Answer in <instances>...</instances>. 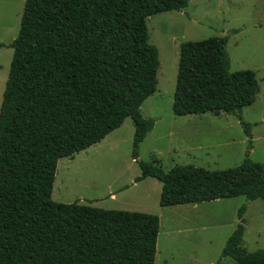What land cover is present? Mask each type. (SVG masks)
Returning <instances> with one entry per match:
<instances>
[{"label": "trees", "instance_id": "1", "mask_svg": "<svg viewBox=\"0 0 264 264\" xmlns=\"http://www.w3.org/2000/svg\"><path fill=\"white\" fill-rule=\"evenodd\" d=\"M187 4L25 0L17 37L0 43L13 49L0 104V264H154L156 214L51 199L58 160L99 142L128 117L140 169L133 182H161V206L264 198V165L248 156L225 169L186 164L168 171L138 158L154 126L140 107L156 90L159 65L146 18ZM226 43V35L180 43L172 112L236 115L251 145L252 125L241 112L255 101L258 81L253 70L230 71ZM246 208L239 207L220 256L264 264V248L242 245Z\"/></svg>", "mask_w": 264, "mask_h": 264}, {"label": "rangeland", "instance_id": "2", "mask_svg": "<svg viewBox=\"0 0 264 264\" xmlns=\"http://www.w3.org/2000/svg\"><path fill=\"white\" fill-rule=\"evenodd\" d=\"M24 2L0 0V43L9 44L17 37ZM146 27L148 42L157 48L159 65L156 90L140 107L142 116L153 119L154 126L140 143L138 158L155 162L164 171L186 164L225 169L239 165L246 156L264 165V0H188L182 10L150 15ZM225 35L230 71L253 70L258 81L255 101L241 112L242 120L252 125L251 145L236 115L178 116L172 112L180 43ZM12 54L11 47H0V104ZM133 134V121L128 117L99 142L60 158L51 199L156 214L161 232L156 264L164 263L163 254L167 264H235L233 258L220 255L243 204L247 209L242 245L247 251L264 248L262 199L247 201L237 196L194 206H161L162 184L157 179L146 177L132 185L140 175L131 156ZM109 191L117 192L116 199L107 197Z\"/></svg>", "mask_w": 264, "mask_h": 264}, {"label": "crops", "instance_id": "3", "mask_svg": "<svg viewBox=\"0 0 264 264\" xmlns=\"http://www.w3.org/2000/svg\"><path fill=\"white\" fill-rule=\"evenodd\" d=\"M123 124V123H122ZM121 127V126H120ZM119 128V127H118ZM107 136V135H106ZM135 183H137V182H133L132 183V185H134ZM122 187H125V186H122ZM122 189V188H121ZM126 189V188H125ZM119 191V190H118ZM121 191V190H120ZM107 197L110 199V200H114V199H116V197H117V192H112V191H109L108 192V194H107ZM256 200H258V199H256ZM262 200H264V198L262 199ZM187 204H193L192 206H194L195 204H200V203H187ZM187 204H179V205H187ZM247 209V208H246ZM246 212V211H245ZM196 230V228H192L190 231H195ZM160 232V231H159ZM161 233V232H160ZM159 234V233H158ZM231 234V233H230ZM157 239H158V237H157ZM227 239V238H226ZM226 241V240H225ZM158 255H159V253H158V251L156 252V255H155V260H154V264H156V261L157 260H159V258H158ZM168 259L165 257V255L163 254L162 255V261L164 262V263H162V264H167V261Z\"/></svg>", "mask_w": 264, "mask_h": 264}]
</instances>
